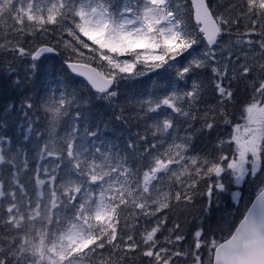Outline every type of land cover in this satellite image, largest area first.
Returning a JSON list of instances; mask_svg holds the SVG:
<instances>
[{"label": "snow or ice", "instance_id": "6c2138e0", "mask_svg": "<svg viewBox=\"0 0 264 264\" xmlns=\"http://www.w3.org/2000/svg\"><path fill=\"white\" fill-rule=\"evenodd\" d=\"M50 58L0 108V264H264V0H0V86Z\"/></svg>", "mask_w": 264, "mask_h": 264}, {"label": "trees", "instance_id": "16d2710c", "mask_svg": "<svg viewBox=\"0 0 264 264\" xmlns=\"http://www.w3.org/2000/svg\"><path fill=\"white\" fill-rule=\"evenodd\" d=\"M50 59L53 60V62H54L53 66L56 67V69L50 71L54 75V79H55L56 76L59 74L60 63L56 64V61L59 58H50ZM44 66H45V63H44V61H42L41 65H40V71L36 75L34 83L30 85V89L31 90L28 91V92H25L24 89L13 90L12 88L8 87L7 85L0 86V108H2L6 104L15 103L17 109L19 110L20 107H21V100L23 99L24 95H31V96L35 97L37 91L42 90L44 85L49 82L48 79L50 77H49L48 72L44 69ZM20 76H21V78H23V76H24V70L23 69H21V71H20ZM151 83L152 82L150 80H146L142 87H151ZM238 96H239L240 99H242L243 98V93H239ZM238 108H239V105H236L234 107V112H235L236 115H238ZM93 111L94 112L102 111V109H93ZM107 118L108 117L105 116V119H107ZM12 121H14L17 125L22 123V120L17 117V113H12V116L10 118V123ZM223 130L224 129L222 128L221 131H223ZM16 132H17V134L19 133V128L18 127L16 128ZM215 134L216 133L214 132L212 134V137L205 138L204 140L197 139L196 142H195V145H196L197 149H200V148L205 147V146L210 147L211 144L215 142V138H216ZM119 135H120V130H119L118 127H116L115 129L110 128L109 131H108V137L107 138L114 140L115 137L119 136ZM117 142H119V141H117ZM247 196H248V188H246L245 197H247ZM243 203L244 202L242 201V203L240 205V210H243ZM226 204H230L229 195H228V197L221 196V203H220L219 211H217L216 208H214L215 205L213 204V219L214 220H215V218H217L221 214H223L225 210L230 211V212H235L236 211L235 206H231V207H228L226 209V207H225ZM201 206L202 205L198 202L197 203V208H199ZM189 219L191 220V217H189Z\"/></svg>", "mask_w": 264, "mask_h": 264}, {"label": "rangeland", "instance_id": "374dc122", "mask_svg": "<svg viewBox=\"0 0 264 264\" xmlns=\"http://www.w3.org/2000/svg\"><path fill=\"white\" fill-rule=\"evenodd\" d=\"M208 2H209L210 4L216 5V4L221 3L222 0H208ZM225 39H227V37H225ZM44 63H45L44 69L48 72L49 77H50V78L48 79V81H50V80L54 79V75H53L50 71L56 69V67L53 66V63H54V62H53V60H51V59H45V60H44ZM56 64H59V59L56 61ZM223 131H224V130H223ZM225 134H226V133H225ZM215 135H217V134H215ZM230 187L232 188V190H235L234 186H230ZM246 188H247V186H245L244 195H246ZM222 196H223V197H228V195H222ZM229 198H230V196H229ZM241 203H242V201H241ZM214 205H215V203H214ZM214 208H216V206H214Z\"/></svg>", "mask_w": 264, "mask_h": 264}, {"label": "water", "instance_id": "95a60500", "mask_svg": "<svg viewBox=\"0 0 264 264\" xmlns=\"http://www.w3.org/2000/svg\"><path fill=\"white\" fill-rule=\"evenodd\" d=\"M78 79H82V78H78Z\"/></svg>", "mask_w": 264, "mask_h": 264}]
</instances>
